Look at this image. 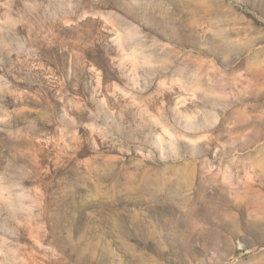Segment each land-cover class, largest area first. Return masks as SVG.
Masks as SVG:
<instances>
[{
	"label": "rangeland",
	"instance_id": "rangeland-1",
	"mask_svg": "<svg viewBox=\"0 0 264 264\" xmlns=\"http://www.w3.org/2000/svg\"><path fill=\"white\" fill-rule=\"evenodd\" d=\"M0 264H264V0H0Z\"/></svg>",
	"mask_w": 264,
	"mask_h": 264
}]
</instances>
